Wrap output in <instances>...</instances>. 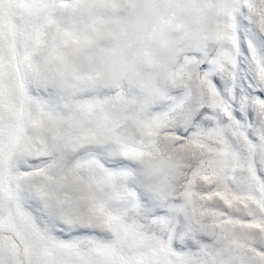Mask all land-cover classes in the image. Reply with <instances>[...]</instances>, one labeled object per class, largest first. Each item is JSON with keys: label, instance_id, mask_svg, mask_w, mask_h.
<instances>
[{"label": "snow or ice", "instance_id": "obj_1", "mask_svg": "<svg viewBox=\"0 0 264 264\" xmlns=\"http://www.w3.org/2000/svg\"><path fill=\"white\" fill-rule=\"evenodd\" d=\"M0 264H264V0H0Z\"/></svg>", "mask_w": 264, "mask_h": 264}]
</instances>
